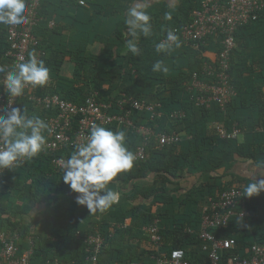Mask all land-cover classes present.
<instances>
[{"label": "trees", "instance_id": "1", "mask_svg": "<svg viewBox=\"0 0 264 264\" xmlns=\"http://www.w3.org/2000/svg\"><path fill=\"white\" fill-rule=\"evenodd\" d=\"M45 1L40 0L39 15L42 16V21L34 30L37 44L29 49L27 58L29 53L34 52L38 59L43 55L46 56L47 63L51 62V58L57 59L52 62V72H55L51 77L52 80H49V84L47 83L43 87L32 88L34 95L56 94L60 99L74 104L83 103L85 98L93 93L97 94L99 100L112 103L123 96L133 97L138 101L160 105V108L156 109V112L160 113L158 118L151 119L147 112H133L130 119L134 124L148 126L158 133H170L173 130H178L186 134V139L170 146L159 148L152 142L146 149V158L135 160L133 168L123 173V182L116 179L117 177L111 182L119 181L126 184L131 200L136 197L145 201L153 198L152 205L157 202H171L173 199L169 195L167 198L168 190L165 184L177 182L182 176L183 169L195 167L200 172L211 171L217 174L221 168L231 162L233 154L247 156L253 160L257 158V154L262 155L263 148H256L249 139L255 134V128H261L264 125V67L261 66L264 60L255 62L256 58H253V52L250 54L251 63L247 64V62L250 59L248 51L259 49V44L254 42L257 29L264 25V10L260 12L255 22L239 26L233 34L235 47L230 52L228 74L229 84L234 95L224 109H221L216 104H212L209 108L196 106L193 93L187 89L192 75L201 73L203 63H210V60L202 58V53L211 51L217 57L222 50L218 34L208 36L200 41L196 49L187 47L180 41V48H184L180 55L171 56L170 52L158 53L155 47L166 39L168 30L179 31L191 21V14L199 7L201 0H180L175 8V13L170 14V19L166 18V14L162 19L158 13L149 14L152 32L148 37L141 36L139 39L141 56H134L126 47V42L131 37L127 35L123 14L126 11L124 9L129 6L128 3L134 0H108L111 4L109 10L90 0H85V6H79L77 0H61L67 4V7L74 6L83 11L88 10L87 4L96 6L94 19H92L95 22L91 24V28L94 29L93 33L98 37V42L103 45L101 53L96 57L85 48V45L80 46V43H75L70 49L66 48L75 40L70 38L68 42L66 41L60 55L69 56L75 64L73 75L70 78L60 75L61 60L54 55L52 49H48L47 41L41 39L38 33V30L41 29L49 37L57 32L53 28L54 25L49 27L48 18L43 16ZM120 3H125V6L121 11H117L116 8ZM122 12L123 14L120 15ZM106 19L112 20V30L108 35L100 32L104 28ZM71 20H74V15L71 16ZM6 32L7 25H1L0 46L4 47L0 51V61L4 62L7 61L4 56L8 49ZM111 36L115 39L111 40ZM250 40H252V46H249ZM259 41L262 46L264 34H260ZM118 43L120 44L119 48L116 47ZM158 60L168 67L167 73L152 70L153 64ZM108 64L117 65L123 69V72L118 74V83L112 86L110 84L113 76H109L111 71ZM255 64H259L261 68H253ZM103 78L109 82L107 90L102 88ZM165 93H168V96H164ZM18 107L26 115L35 114L43 120L51 115L44 109L34 107V104L28 101L24 94L19 99ZM249 108L252 115H244L242 111ZM174 110L184 112V117L170 119L169 113ZM164 119L168 120L169 126L161 125ZM214 122L223 125L227 131L233 128L238 129L240 134L244 135V143H237V138L229 140L220 139L215 134L207 135V125ZM106 128L112 131H125L126 146L133 153L142 142L140 136L124 127L113 124ZM70 151L67 149V151L51 153L44 147L43 151L34 158L27 159L22 164L17 163L12 169H4L0 175V231H4L7 235L16 234V247L19 255L30 252L29 264H43L46 261L54 260L61 263H83L87 256V237L99 230V224H106L105 219H102L101 222L98 219L105 215V211L89 212L86 206L78 205L76 203L78 194L64 184L63 172L54 169L51 164L54 157L71 156ZM158 180L162 182L160 187H157ZM136 181H141V183L136 184ZM208 187L210 192L203 201V205L208 198L215 197L230 186L214 183ZM108 188H110V184ZM245 196L246 193L242 190L241 201L251 216V198ZM129 203L131 202L119 200L116 205L106 210L113 222L122 224L125 218L131 214L132 217H135L133 215L134 208L127 209ZM74 204L76 207H82L79 208L80 211L76 210ZM38 206L39 208H37ZM249 216L243 220L240 226L233 225L232 227L244 231L249 223ZM163 217V214L152 215L149 212L142 219V224L149 227L155 220L161 222ZM187 228L189 227L181 224L177 229H173L172 238L178 236L179 238L176 240L179 241L172 243H170L171 240H168V234L163 230L159 231L162 239L161 245L159 249H155L152 245L155 250L152 253V258L172 249H182L184 239L193 238L197 241L199 253L202 255L201 261L205 262L206 256L200 251V241L197 239V235L189 233ZM138 231L134 233L138 236L146 235L141 229ZM102 232L104 241L98 255V264H128L135 261L129 256L123 257V252L129 247L121 244L123 238H121L120 231L114 230L116 232L114 236L110 235V232L105 228ZM219 233L218 238H231L230 235L225 234V231L223 236H219ZM262 245L264 246L263 243ZM186 256L190 262H197L190 260L187 253ZM136 262L143 264L139 261ZM152 264H154V259Z\"/></svg>", "mask_w": 264, "mask_h": 264}, {"label": "built area", "instance_id": "2", "mask_svg": "<svg viewBox=\"0 0 264 264\" xmlns=\"http://www.w3.org/2000/svg\"><path fill=\"white\" fill-rule=\"evenodd\" d=\"M28 9L29 23L26 25H7L8 49L4 56L6 62L0 61V66L9 70L19 63L27 60L30 48L36 46L37 40L34 35L35 28L42 21L39 15L40 0H25ZM79 6H85L84 1L77 0ZM264 10V0H201L200 5L191 14V21L181 30L174 33L179 37L181 43L193 49L198 43L208 36L218 34L222 50L217 57L202 65L201 73L192 75L188 90L194 95L196 106L209 108L216 104L224 109L230 98L234 95L229 84V57L235 47L234 32L239 26L255 22L260 12ZM52 23L49 27H52ZM4 74L0 73V115L19 108L20 97L10 98L3 85ZM24 96L34 104V107L44 109L51 113L44 121L52 129L46 132L47 141L45 149L51 153L71 150L75 146L85 143L93 123L108 127L113 124L124 127L140 136L142 142L134 151L136 160L146 158V149L151 143L159 148L177 144L181 141L178 134L174 132H155L148 126L136 125L130 119L133 112H147L151 119L160 117L156 112L159 104L138 101L133 97H121L115 103L104 102L98 99L96 93L85 98L83 103L74 104L59 98L58 95L36 96L32 93V87L25 89ZM11 102V105H10ZM184 112L171 111L170 119H182ZM264 130L263 127L260 128ZM214 134L220 139L235 140L240 131L233 128L227 131L223 125L215 123ZM70 157V156H69ZM68 156L54 157L51 164L54 169L64 172L62 161ZM25 160L18 163L22 164ZM3 170H0V175ZM242 199V190L239 188H228L215 197H210L202 206L200 211L199 228L197 239L200 241V251L206 256L204 263H192L188 260L185 251L172 249L167 253H159L154 256V264H264V246L253 244L248 247L244 256L233 254L231 251L235 241L231 238H218V232L231 228L233 225L240 226L249 212L245 209ZM159 221L155 220L152 225L144 228L149 241L156 249L161 245L159 234ZM192 232L190 229L187 230ZM16 234L7 235L0 231V264H29L30 252L19 255L16 247ZM103 232L96 231L87 237L86 258L83 263H61L57 260L46 261L43 264H98V255L103 244ZM227 259V261H226ZM128 264H139L136 261Z\"/></svg>", "mask_w": 264, "mask_h": 264}, {"label": "crops", "instance_id": "3", "mask_svg": "<svg viewBox=\"0 0 264 264\" xmlns=\"http://www.w3.org/2000/svg\"><path fill=\"white\" fill-rule=\"evenodd\" d=\"M82 1H84V3L86 2L85 0ZM90 1L95 2L97 5L105 6L104 8L106 10H109L111 6L108 0ZM179 1L180 0H148V4L145 10L149 14L158 13L160 15V19H162L164 17V14L170 15L175 13L174 11L176 6L179 4ZM128 4L129 6L127 5V9H124V11H126H123L124 14L122 12L120 13V15L123 14V16L126 17L127 10L133 6L134 1L129 2ZM66 5L67 4L61 2V0H46L44 3L45 13L43 14V16L48 18L49 24L52 23L54 25L53 28H55L57 32L51 34L49 37L46 32L42 31L41 29L38 30V33L41 39L47 41L46 43H48V49H52L54 55L58 56V59L61 60L59 68L60 75L70 78L73 75L75 64L69 56L60 55V53H62L64 49L65 42H68V40L72 38L73 40H75V42L73 44L67 45L66 48L70 49V47L74 46L75 43H80V46L85 45V48L88 49L89 52L96 57L99 56V54L101 53L103 45L98 42V37L95 36V34L93 33L94 29L91 28V24L95 22V20L92 21V19H94L93 15L96 10V6H90V4H87L86 8L88 10L83 11L80 8L77 9L74 6L70 8ZM57 6L58 8L55 9V7ZM123 6H125V3H120L116 10L121 11ZM62 15L64 16L61 17ZM72 15H74V20H71ZM111 23L112 20H104V28L100 32H102L104 35L110 34L112 30ZM118 29H120V27H118ZM261 33L264 34V25L257 29V35L254 42L256 44H259V49H252V51H248L250 59L247 64L251 63L250 54L253 52V58H256L255 62H257V60H264V41L261 44L262 46H260L259 41V36ZM114 39L115 37L111 36V40ZM117 45L118 46L116 47L119 48L120 44L118 43ZM250 45L252 46V40H250L249 46ZM3 47L0 46V51ZM183 49L184 48L173 47L170 51V55H180ZM201 56L205 59H213L214 57H216V54L211 51H205L202 53ZM46 58L47 57L43 55V57L41 56L40 59L44 60L46 67L50 69L51 75L49 80L51 81V77H53L55 73L52 72V62L57 58L52 59L50 57L51 62L49 63H47ZM261 66L264 67V63L261 64ZM261 66L259 64H255L253 68L258 69L261 68ZM108 67H110L111 71L109 76H113L110 84L112 86L118 83V74L122 73L123 69L117 67V65L112 66L111 64H108ZM103 79L104 80L102 82V88L107 90L109 82L106 78ZM50 81H48V84ZM164 96H168V93H165ZM242 113L248 116L252 115L250 108L243 110ZM167 121L168 120L164 119L161 122V125L169 126V123H167ZM214 125L215 122L207 125V135H214ZM172 132L178 134L181 140L186 139L185 132L178 130H173ZM254 132L255 134L251 139H249V141H252L256 148H263L262 155L257 154V158L253 160L247 156H239L237 154H233L231 162L225 165L224 168H221V170L217 174L211 171L200 172L195 167L183 169L182 176L177 180V182L174 183L176 186L174 184H165V187L168 190L167 198L170 196L173 199L171 202L169 201L168 203L157 202L154 203L155 205H152L151 201L153 198H150L145 201L141 198L136 197L131 200L129 198L131 197L130 192H128V190L126 189V184L122 183L124 179V174H119L116 179L121 180L122 182L115 181L114 183H110L109 189L113 191H118L120 193L119 200H123V202L124 200L131 202L129 203L127 209L130 210L131 208H134L133 215H135L136 218L132 217L131 214L129 217L125 218L122 224H117L116 222L112 221L110 214L105 211V215L98 217L100 222L102 219L106 220V224H99V230L103 231L105 228L107 229V231L110 232V235L113 234V236L116 235V232H114V230L120 231L121 238H123L121 239V244L126 247H129L126 251L123 252V257L129 256L132 260L139 261L143 264H152V253L155 251L154 248L156 249V247L154 246L153 248L151 242L149 241V239H147L146 235L138 236L134 233L139 229L144 232V228L147 227L142 224V219L145 217V214L149 212L152 215L163 214V220L158 224L159 231L163 230L164 233L168 234V240H171L170 243L179 241L176 240V238H179L178 236L172 238L174 235L172 230L177 229L178 226L181 224H184L186 225V227H189L187 229H190L192 231L190 233L196 235L199 228L198 221L200 217V210L203 206V201L206 199L210 192L208 185L211 186L216 183L221 184V186H230L244 190L246 185L250 183L251 180L264 179V130H261L260 127H257L255 128ZM236 141L239 144L244 143V135L240 134ZM150 176L152 178V175ZM171 180L173 179L171 178ZM135 183L140 184L141 181H136ZM161 183L162 182L158 180L157 187H160ZM120 186L122 187L119 190ZM189 195L191 198L189 197ZM37 208H39V206ZM75 208L76 210L80 211L79 208L82 207L75 206ZM250 208L251 216H249V223L247 224V227L244 229V231L240 229L237 230L236 227H231L229 229L224 230L225 234L230 235L231 239L235 241V246L231 251L233 254L244 256L247 253V249L250 245L259 243H261V245L262 243L264 244V192H261L258 196L251 197ZM127 230H129L130 232H126ZM224 231H221L219 233V236H223ZM129 235L133 236L130 237ZM182 246V250L189 255L190 260L195 262L197 261L198 263H204L201 261L202 255L199 253V248L195 239H184Z\"/></svg>", "mask_w": 264, "mask_h": 264}, {"label": "clouds", "instance_id": "4", "mask_svg": "<svg viewBox=\"0 0 264 264\" xmlns=\"http://www.w3.org/2000/svg\"><path fill=\"white\" fill-rule=\"evenodd\" d=\"M148 0H134L127 10L125 25L131 37L126 47L134 56H141L139 39L152 32L151 16L145 10ZM170 19V15L166 14ZM29 23L25 0H0V25H26ZM158 53L170 52L180 47L179 37L168 30L166 39L156 46ZM154 72H168L162 61L152 66ZM4 89L10 98L20 97L28 86H45L50 79V69L35 53H29L27 60L9 70L0 66ZM11 105V102H10ZM50 126L39 116L26 115L19 108L0 115V170L12 169L21 160L32 159L43 151L45 133H51ZM136 155L126 146V133L112 131L93 123L86 142L76 145L73 154L62 161L63 182L77 193L76 203L86 206L89 212H104L119 202L120 193L108 185L121 173L130 171ZM248 198L264 192V179L251 180L244 189Z\"/></svg>", "mask_w": 264, "mask_h": 264}]
</instances>
